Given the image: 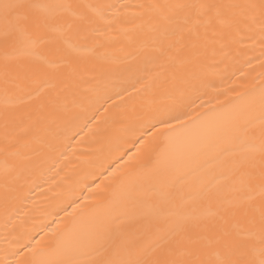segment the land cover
I'll use <instances>...</instances> for the list:
<instances>
[{
	"label": "bare ground",
	"instance_id": "1",
	"mask_svg": "<svg viewBox=\"0 0 264 264\" xmlns=\"http://www.w3.org/2000/svg\"><path fill=\"white\" fill-rule=\"evenodd\" d=\"M22 2L70 7L0 10V264L258 260L261 0Z\"/></svg>",
	"mask_w": 264,
	"mask_h": 264
},
{
	"label": "snow or ice",
	"instance_id": "2",
	"mask_svg": "<svg viewBox=\"0 0 264 264\" xmlns=\"http://www.w3.org/2000/svg\"><path fill=\"white\" fill-rule=\"evenodd\" d=\"M43 7L45 9V14L41 17H34L31 14V9ZM70 6L65 5H48V6H40L30 3H24L22 0H17L14 3L5 2L0 4V10L3 12V17L6 24H10L12 29L15 31H20L28 36L30 42L33 45L43 44L48 39V33L55 30L57 25V18L60 11L69 8ZM251 7L255 8L256 5H251ZM261 9V23L262 30H264V0H261L260 4ZM35 24L44 29L43 32L38 34L35 39H32V34L28 31L29 25ZM68 29H71V25H66ZM66 44L70 45V41L66 40ZM170 126V125H169ZM261 192L264 193V186L261 187ZM259 243H260V258L258 260H250L246 258V249L248 247L247 243L244 241L247 238L256 236V231L247 230L241 231L238 235L241 236L242 240L240 243L235 245L228 246L225 255L220 259L219 264H264V206H262L259 210ZM248 223L251 225L256 224V217L252 216L248 218ZM103 237L96 238L93 243L100 245L103 247ZM55 264H76L71 258L63 259L56 261ZM95 264H141V262H131V261H98Z\"/></svg>",
	"mask_w": 264,
	"mask_h": 264
}]
</instances>
